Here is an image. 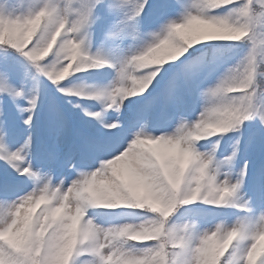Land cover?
<instances>
[{
	"label": "snow or ice",
	"instance_id": "1",
	"mask_svg": "<svg viewBox=\"0 0 264 264\" xmlns=\"http://www.w3.org/2000/svg\"><path fill=\"white\" fill-rule=\"evenodd\" d=\"M73 2L74 0H67V3L60 7L58 0H46L41 9L53 26H59L61 22L65 24L58 44L68 40L74 45L78 60H84L87 65L81 71L99 69L107 65L115 70L117 79L107 87L85 89L74 84L71 79L73 73L81 71L68 75L67 80L61 79L56 74L58 69L53 66L51 55L47 60L40 59L39 45L36 41L27 48L14 41L0 43L18 50L37 74L43 75L52 83L56 92L65 97L87 96L101 104L100 111L82 109L84 117H87L91 124H74L71 111L53 95L48 99L46 119L41 125L38 116L44 92L37 87L39 81L33 77L32 86L26 87L22 69L10 62L7 56L0 57V161L4 162L0 167V208L14 207L18 198L39 185L45 188L59 186L61 191H66L70 186L77 189L87 188L89 192L116 189L118 194L127 193L120 203L121 206L130 209L149 210L146 205L152 204L161 210L162 205L159 201L170 202L174 207L163 210V215L161 211L149 210L154 215L146 222L158 225L153 239H130L136 231L143 230L139 224L122 223L100 227L99 231L104 233L103 238L86 249L95 259L84 261L83 264H188L185 255L189 249V242L177 239L175 230L167 226L169 218L178 207L202 202L213 206L231 204L233 207L250 211L249 201L243 200L237 194L252 181L254 175L256 182L252 184V189L264 197V158L256 162L245 159L238 170H233L234 164L243 158L241 153L257 150L264 152V104L257 102L255 78L258 54L253 33L254 27L264 24V13L253 11L251 0L238 7L235 6L234 0L229 5H217L212 0H199L195 5L198 8L196 14L189 11L181 20H169L167 16L176 5L169 3L168 0H134V2L133 0H75L77 6L70 7ZM130 2H133L131 14L126 13V18L120 24L109 29V37L123 38L130 34L134 35L142 21L152 16L156 17L160 31L151 33L153 36L151 42L160 39L162 33L170 31L173 25L190 20L194 15L234 26L230 16L208 17L204 13L205 8L216 9L231 5L232 11H236L244 18L243 24L235 26L248 33L244 39L248 38L252 41V49L234 68L228 69L215 84L200 90L203 79H207L218 69L222 51L217 45L195 43L172 63L165 64L167 67L164 65L160 69L151 86L137 100L128 99L134 97L130 96L125 104V99L119 95V82L123 81L128 67L134 63L133 58L140 55L149 43L111 62L108 57L100 53L90 54L89 44L91 27L97 13L117 14ZM259 3L262 5L261 9H264V0H259ZM33 16V7L21 14L17 12L11 0L0 3V27H5L14 21L23 23ZM147 26L151 27V25ZM53 51L55 52V49ZM242 68L246 72L247 86L243 91H229L235 81V73ZM10 81L13 83L21 81V83L18 87H12L9 86ZM106 94L112 101L111 106L105 100ZM221 94L241 99L242 109L234 121L236 127L222 134L220 139L214 142L210 152L200 153L196 148L197 142L189 143L179 136V131L184 126L187 105L193 97L202 98L205 103L199 117L205 113L210 116L215 115L231 108L229 105H213L206 99ZM5 95L17 110L24 125L23 139L13 142L15 150L11 151L5 146L9 131ZM66 103L73 109L81 108L79 103H73L71 99ZM109 109H114L117 113L114 119L109 117ZM176 119L179 120V124L175 128L174 138L181 139L185 148L192 149L194 154L192 158L182 157L174 149L161 146L135 162L126 161L122 165L109 164V161L128 149L135 138L149 135L147 128H163ZM229 127H232V123ZM171 133L164 135L168 136ZM229 133L232 134L228 135V148L220 151L221 140ZM224 169L228 171H223ZM57 173L61 178L58 184H54L53 176ZM29 185H31L30 190H28ZM194 191L196 196L191 195ZM12 196L15 199H10ZM153 196L158 197L159 200L153 201ZM189 199L193 202H185ZM141 202L145 206H139ZM84 203L85 210L99 208L95 206L94 197ZM96 214L93 212V215ZM259 219H264V211H261ZM249 222L250 218L245 216L234 226L244 235L248 231ZM121 241L133 245L131 251L125 252ZM131 242L152 243L137 247ZM14 247L17 252L28 256L29 249L19 245ZM172 248L176 250L172 251ZM75 254L79 255V252ZM0 260L4 261V264H13L6 253H0ZM33 264H39V261L33 259ZM261 264H264V260Z\"/></svg>",
	"mask_w": 264,
	"mask_h": 264
},
{
	"label": "clouds",
	"instance_id": "2",
	"mask_svg": "<svg viewBox=\"0 0 264 264\" xmlns=\"http://www.w3.org/2000/svg\"><path fill=\"white\" fill-rule=\"evenodd\" d=\"M212 2L217 5H229L232 0H212ZM45 3L46 0H36V5L33 7L34 16L26 22L14 21L5 27H0V43L14 41L27 48L36 41L39 45V58L45 59L51 55L53 66L58 69L56 74L64 79L73 72L81 71L87 65L84 60H78L74 45L70 41L65 40L58 44L65 24L61 22L59 26H53L48 22L46 13L41 10ZM258 12L264 13V9ZM208 17L218 16L208 15ZM230 19L234 26H227L215 19H205L197 15L183 23L173 25L170 31L162 33L160 39L150 42L140 55L133 58L134 63L128 67L123 81L119 82V95L127 99L130 96L143 94L165 64L179 58L195 43L215 39L243 40L248 33L235 25L243 24L244 18L236 11H231ZM255 29L256 27L253 28V33L257 43V54L260 60L264 61V33H258ZM259 75L264 76V72ZM246 86V72L242 68L235 73V81L228 90L239 92ZM206 99L213 105H229L231 108L211 116L205 113L192 122L185 121L179 131L182 140L189 143L199 142L221 136L236 127L234 121L242 109L239 97L221 94ZM105 100L111 106L112 101L107 94ZM230 123L232 127H229ZM175 134L176 129L168 136L149 134L137 137L130 143L128 149L109 161V164L122 165L126 161L135 162L161 146L174 149L182 157L192 158L194 156L192 149L185 148L181 139L174 138ZM191 195L196 196V192H192ZM126 196L127 193L118 194L116 189L89 192L87 188L77 189L70 186L66 191H61L59 186L45 188L39 185L18 198L14 207L0 208V253H6L13 264H33V259L39 261V264H72L75 252L86 250L104 235L99 231L101 226L93 223L91 218L86 219L84 202L91 201L94 197L95 206L102 209H116L121 206L120 202ZM152 199L159 200L156 196ZM159 202L162 205L161 210L152 204H147L146 207L152 212L161 211V215L163 210L174 207L170 202ZM185 202L193 201L189 199ZM139 206L145 205L141 202ZM236 223L229 226L220 222L203 231L197 229L195 221L167 226L175 230L177 239L189 242V249L185 255L188 264H221V258L225 257L230 248L233 251L228 257V264H261L264 260V219L258 218L254 222L250 220L248 231L244 235L234 226ZM139 225L143 230L136 231L131 236V240L155 237L158 228L156 223L149 224L145 221ZM243 241L249 243L244 244ZM234 242H237L235 247ZM121 243L125 252L131 251L133 245L123 241ZM14 245L29 249L28 256L17 252ZM0 264H4V261L0 260Z\"/></svg>",
	"mask_w": 264,
	"mask_h": 264
},
{
	"label": "rangeland",
	"instance_id": "3",
	"mask_svg": "<svg viewBox=\"0 0 264 264\" xmlns=\"http://www.w3.org/2000/svg\"><path fill=\"white\" fill-rule=\"evenodd\" d=\"M5 0H0V3H4ZM134 2V0H133ZM133 2H130L129 4L125 5L123 9H121L117 14L114 15H106V14H100L102 17L100 30L94 29L91 27V42L89 44V51L90 54H96L100 53L103 56L108 57L109 61H114L118 57L129 54L132 51H136L139 48L143 47L146 43H150L153 39V36L151 33L153 32H159L160 31V25L159 23H156V17L153 18H146L144 21H142L141 26L137 29L136 33L134 35H127L123 38L121 37H109L108 31L109 29L114 26L120 24L121 21H123L126 16L125 14H131L133 9ZM58 3L60 7H63L65 3H67V0H58ZM199 3V0H178V4L172 9V11L168 14L167 19L169 20H181L183 17L190 11L193 14H196L198 11V8L195 7V5ZM77 4L75 3V0L70 7H76ZM21 6H16L17 10H20ZM23 7V5H22ZM21 7V8H22ZM207 9H204V13L208 12ZM27 12V11H26ZM18 13H21V11ZM25 13V12H24ZM231 8L224 9L219 12L209 11V15H216V16H230ZM208 16V15H207ZM151 25V27L147 26ZM130 31V29L128 30ZM246 56V55H244ZM233 57L227 61H223L218 69L210 75L207 79H203V82L200 84V90H203L207 88L208 86H211L215 84L222 76L228 71L230 68H234L240 60L244 57ZM24 74V84L26 87L27 81L25 79V70L21 68ZM117 79L116 72L113 68L105 65L104 71L95 77L94 81H91L88 85V89L90 88H99V87H107L115 82ZM21 81H16L15 83L9 82V86L12 87H18ZM146 94V93H145ZM141 94H138L137 96L130 97L128 99L137 100ZM204 100L199 97H193L192 100L189 101V104L187 105L184 119L185 121L192 122L199 118L200 113L203 111L204 108ZM90 108L93 111H100L101 104L98 101L91 100V103H87ZM125 104H127V99H125ZM6 114L9 124V131L8 135L5 139V146L8 148V150H15L14 143L23 139L24 136V125L22 122V119L17 114V110L13 108L11 103H9V98L7 97L6 102ZM47 105L41 106V110L38 116V119L41 123V125L44 123L46 119V112ZM108 115L110 118L114 119L117 115L114 109L108 110ZM89 124L91 122L89 121ZM179 120H173L170 124L166 125L163 128H156L153 129L151 127L147 128L146 131L149 132L152 135H160V134H167L171 133L175 130V128L178 126ZM220 139L219 137L213 138V139H205L197 142L196 148L200 153H206L210 152L212 150V146L214 142ZM224 145L223 139L221 140V149ZM228 146L225 147L227 149ZM224 149V150H225ZM230 151V149H229ZM262 152L259 150L257 151H250L248 153H241L242 159L238 160L234 164V171L238 170L240 165L244 162L245 159L256 162L261 158ZM223 171H228V169H224ZM61 178V175L59 173L55 174L53 176V182L54 184H58L59 180ZM67 183V181H66ZM252 184L248 182V184L245 186L244 189L241 190L240 193H238V196H241L243 200H248L251 210L250 212L241 211L237 213H228V214H220V215H214L213 217H209L207 215H198L193 214L190 211H183L180 213L173 221L172 224H183L186 221H195L197 224V229L199 231H203L206 228L212 227L216 223L223 222L226 225H233L235 224L239 219L242 217H249L251 221H255L259 218V215L261 211H264V197L261 196V194L254 192L252 189ZM31 185L28 186V190H30ZM10 199H15L14 196H12ZM181 207V206H180ZM93 212L97 213L96 215H93ZM91 218L93 220V223L97 224L101 227H107L110 225H118L122 223H132V224H139L145 222L148 217H141L138 216L135 213L131 212H122V213H114L110 209H102V208H89L86 210V219ZM237 242H234V247ZM244 244L249 243V241H243ZM137 247H144L139 246L136 244ZM147 246V245H146ZM233 250V249H232ZM95 258L92 256L91 253L87 252L86 250L83 251V253L77 258L75 264H83L84 261H91Z\"/></svg>",
	"mask_w": 264,
	"mask_h": 264
},
{
	"label": "trees",
	"instance_id": "4",
	"mask_svg": "<svg viewBox=\"0 0 264 264\" xmlns=\"http://www.w3.org/2000/svg\"><path fill=\"white\" fill-rule=\"evenodd\" d=\"M169 1V0H168ZM239 1H242V4L247 2V0H234V3H238ZM11 3L13 6H20V5H25L26 8L24 9L25 11H28L30 8L34 7L36 5V0H11ZM242 4H238V6H241ZM251 7L252 10L255 12H258L262 5L259 3V0H251ZM207 9V8H206ZM17 10V8H16ZM23 10V12H24ZM212 10V9H211ZM206 11H210V9H207ZM18 12V10H17ZM208 12L205 13V15H209ZM256 32L258 33H264V24H258L255 29ZM251 35V33H249ZM200 44H213L219 46V48L222 51V57L221 60L228 58L232 55L239 54L241 52H249L252 49V41L248 38H245L241 41H201L199 42ZM199 46V45H196ZM50 55V54H49ZM7 56L9 61L12 63H15L18 67L19 66H24L25 68V79L28 82V87H31L32 84L34 83L33 77H36V80L39 81L37 87L44 92V98L42 101H44L48 97H52L55 95L61 104L65 106L66 109H69L72 113L74 112V109L71 107L70 104L66 103L67 100L71 99L73 103H77L76 100L83 99L84 97L87 98V96H74V97H65L62 94L56 92L54 86L52 83L43 75H39L35 72V69L32 68L31 64L24 58L23 56L20 55L18 50L12 49L10 46L7 45H0V57ZM47 60L48 57H45ZM172 63V62H170ZM164 67H167L165 65ZM100 69V68H99ZM98 69H85L81 72L78 73H73L71 76V79L73 80L74 84L83 86L85 89V81H86V76L87 72L89 71H95ZM257 75L255 78V83L257 85L256 87V94L257 98L259 97V100L257 101L258 103L264 104V95L259 94L264 92V76L259 75V73L264 72V61H261L259 57H257ZM68 78L66 77V80ZM63 83V82H61ZM75 99V100H73ZM232 133H229L228 135H231ZM4 164L3 161H0V167H2ZM230 205H223V206H216L217 208H213V205H206L202 202H194L192 205H189L188 208L191 209L194 212L197 213H202V212H207L211 214H218L219 210L218 209H223V211L231 210L232 208H229ZM179 208V207H178ZM120 209H127V210H133L138 214L141 215H152L149 210H141V209H130L124 206H121L120 208H117L115 210H120ZM221 211V210H220ZM154 215V214H153ZM229 255H227L221 264H228V258Z\"/></svg>",
	"mask_w": 264,
	"mask_h": 264
}]
</instances>
